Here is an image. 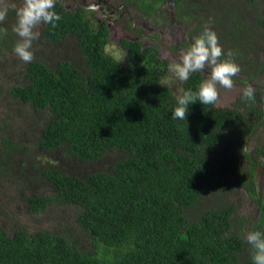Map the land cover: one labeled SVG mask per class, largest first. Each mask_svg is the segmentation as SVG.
<instances>
[{
  "label": "trees",
  "instance_id": "1",
  "mask_svg": "<svg viewBox=\"0 0 264 264\" xmlns=\"http://www.w3.org/2000/svg\"><path fill=\"white\" fill-rule=\"evenodd\" d=\"M139 1L150 16L158 2L174 3L179 19L197 21V36L205 25L215 30L242 73L264 75V63L248 58L252 42L264 50V0ZM54 11L62 19L48 26V38L60 44L73 35L77 53L54 63L34 58L23 82L10 87L14 98L47 116L36 146L58 159L34 173L52 184L53 195L18 193L33 213L45 216L58 203L74 214L63 230L1 223L0 264H253L244 235L264 233V77L254 101H197L186 119H173L176 97L197 91L203 71L176 90L164 82L171 61L155 49L124 39L126 54L118 58L108 50L105 24L95 26L60 2ZM5 28L3 57L17 39L13 26ZM29 153L3 136L0 180L15 158V165L35 158ZM102 159L105 167H92ZM239 187L254 207L251 216L230 200Z\"/></svg>",
  "mask_w": 264,
  "mask_h": 264
},
{
  "label": "rangeland",
  "instance_id": "2",
  "mask_svg": "<svg viewBox=\"0 0 264 264\" xmlns=\"http://www.w3.org/2000/svg\"><path fill=\"white\" fill-rule=\"evenodd\" d=\"M169 4H171V2ZM0 7L5 6L1 4ZM169 7L170 10H173L172 7H174V5ZM119 18L120 21L124 19V17ZM150 23H158L160 26L163 25V22L159 20L158 17L150 19ZM173 25H175V23ZM177 25L181 27L179 33L178 27H176V33L178 34L172 32V34L169 35V39L171 41L180 39L181 50H183L187 48L186 44L190 41L188 31L190 27L195 25V19H192V21L183 20ZM116 40L115 34L112 35L110 39L112 43L108 45V50L116 57L121 58L124 52L118 48L119 46ZM35 41L40 42L39 40ZM221 41L223 42V40L219 38V42ZM32 45L38 46V49H34V46L31 48L34 53V58L43 59L47 63H54L61 58L71 59L72 56L75 55V52L77 53L78 51L77 42L74 37L67 38L60 44L53 43L48 45L46 43H41L42 46H39L38 43L34 44L33 42ZM3 56L4 55H0V145L3 136H10L14 142H18L32 151V154L29 153L30 157L33 156L34 150L36 151V155L32 160L29 159L28 162H25L26 165L21 162L19 165H15V160L18 159L15 158L11 163V170L8 172L9 175L3 178L2 181L0 180L2 184V187L0 185V224L6 222L8 225L13 223L15 226L24 224L31 230H37L39 228H48L51 230L58 228L63 230L67 228L68 216L74 214V211L69 205L53 204L52 202L53 207L59 209L53 212L52 207L51 211L49 209L44 216L45 213L31 212L25 199L22 200L18 193V190H24L25 192L48 193L53 195L52 184L47 180L41 179L34 173V167L55 166V161L58 158H56L53 152H42L39 146H36L44 125V120H47V116L42 111L41 113L36 111L32 104L24 103L14 98L10 92V87L12 85L23 82V73L25 64L27 63L23 62L21 59L13 60L18 57L15 53L12 55L11 52L7 55L5 53V57ZM262 60L264 61L263 58ZM204 74V80H207L210 76V69H205ZM262 79V75L251 78L248 74L240 71L238 75L233 77L234 86L232 89H225L217 85L219 99L216 103L220 106H233L246 87L252 86L255 89L257 86H261ZM164 82L176 90H179L182 84V81L175 78L171 72L164 76ZM253 138L254 140L249 143L250 148L256 146L254 145L256 138ZM32 147L35 149L33 150ZM15 157L20 156L16 155ZM246 163L250 164L248 161H246ZM20 164L22 165L20 166ZM107 164L108 159H102L98 163L92 165V167H105ZM17 167H19V170ZM258 170L261 171V167H259ZM230 200L237 202V211L239 214L247 216L253 214L254 207L250 204L245 189L239 187L238 191L232 194ZM5 217H7V219ZM73 229L75 231L74 227Z\"/></svg>",
  "mask_w": 264,
  "mask_h": 264
},
{
  "label": "clouds",
  "instance_id": "3",
  "mask_svg": "<svg viewBox=\"0 0 264 264\" xmlns=\"http://www.w3.org/2000/svg\"><path fill=\"white\" fill-rule=\"evenodd\" d=\"M55 3L56 0H23L21 6L13 5L16 23L12 30L19 37L15 43L14 52L23 62L29 63L34 59L31 48L33 41L40 38L39 27L42 24H50L55 28L56 22L62 19L54 11ZM88 10L95 9L90 6ZM8 12V7H0V22L6 20ZM7 34L8 29L0 27V39ZM224 56L225 52L219 43L218 34L205 25L203 32L194 37L191 46L181 50L179 58L169 64V72L180 81H187L194 72L210 69L209 78L199 85L197 91H184L176 97V107L172 111L173 119H186L189 105L197 101L203 105H215L219 99L217 85L225 89L233 88V77L239 74L241 67L235 62L233 58L235 53L232 50H228L226 54L228 58L221 59ZM242 99L255 100V91L252 86L244 89ZM244 239L252 250L253 264H264V233L259 230L247 231Z\"/></svg>",
  "mask_w": 264,
  "mask_h": 264
},
{
  "label": "flooded vegetation",
  "instance_id": "4",
  "mask_svg": "<svg viewBox=\"0 0 264 264\" xmlns=\"http://www.w3.org/2000/svg\"><path fill=\"white\" fill-rule=\"evenodd\" d=\"M56 2H60V4L67 10L84 12L85 18L92 20L95 26L98 25L101 27L105 24L109 29L108 40H110L111 36L115 34L117 38L116 42L119 46L118 48L124 52L123 57H125L126 49L121 42L122 40L127 39L141 43L142 47H151L155 49L163 60H170L172 62L173 60H177L176 58H179L181 40L178 39L177 41H171L169 35H171L172 32L175 34L179 33L181 27L177 24L183 21L184 17L179 19L176 15V11L174 9L170 10V1H167L169 4L168 6H166L167 4L165 1L158 2L154 9L153 16H150V13L145 12L141 5L139 6V0H56ZM22 3L23 0H0V6L2 4L9 8L6 20L0 22L5 23V25H0V27H7L8 25L15 26L16 15L13 10V5L19 7ZM161 3H164L165 5ZM171 4L174 5L172 2ZM90 6L94 7L95 10L89 11L88 9ZM119 17H124L123 21H120ZM155 17H158V19L163 22V25H161L162 27L158 23H150V19ZM166 19L168 21H166ZM174 23L175 25H173ZM195 24H197L196 20ZM49 25L50 24H42L38 29L41 33L39 41L42 44H53V40L48 38L46 34ZM176 27H178V33H176ZM193 28H195V25L190 27L188 31L190 41L186 44L187 48L191 46L194 42V37L197 36V31L194 33L192 31ZM70 37L74 36L71 35L68 38ZM18 39L19 37L17 36L16 41ZM33 42L34 44L38 43L39 46L41 45L40 42ZM15 43L13 44L14 46ZM252 44L253 48L249 51L248 58L251 60H257V63L259 61L264 63L262 60V58L264 59V50L257 48L253 42ZM34 49H38V46L35 45ZM10 52L11 55L15 53L14 49ZM224 57L228 58L226 54ZM224 57H221V59H224ZM13 60H20V58L16 57ZM262 76L264 77V75Z\"/></svg>",
  "mask_w": 264,
  "mask_h": 264
}]
</instances>
